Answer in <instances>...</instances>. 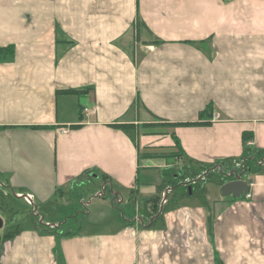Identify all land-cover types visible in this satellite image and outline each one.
I'll return each mask as SVG.
<instances>
[{"label":"crops","instance_id":"crops-1","mask_svg":"<svg viewBox=\"0 0 264 264\" xmlns=\"http://www.w3.org/2000/svg\"><path fill=\"white\" fill-rule=\"evenodd\" d=\"M7 48L0 197L34 213L50 203L73 210L66 192L82 201L78 190L98 180L96 196L108 192L119 215L100 230L46 222L55 233L14 216L2 226L0 264H264L263 164L240 179L248 197H209L198 182L201 196L171 203L162 190L156 215L149 202L175 162L200 178L242 155L264 159V0H0Z\"/></svg>","mask_w":264,"mask_h":264},{"label":"rangeland","instance_id":"rangeland-1","mask_svg":"<svg viewBox=\"0 0 264 264\" xmlns=\"http://www.w3.org/2000/svg\"><path fill=\"white\" fill-rule=\"evenodd\" d=\"M82 104V102H81ZM76 115H78V110L76 111ZM181 128L184 127V125H178V126H173V129L175 128ZM173 129H163V127H157L155 130H157L156 132H161V133H165V134H170L171 132H173ZM150 132H154V129H149ZM142 135V131H140L139 133V137ZM139 139H136V143L139 145V147H141L140 142L138 141ZM251 140V139H250ZM249 141V140H248ZM247 141V142H248ZM245 142V144L247 143ZM244 144V145H245ZM246 147V146H245ZM141 153H142V149H141ZM174 154L177 155V152H172ZM173 158V157H171ZM142 160V159H141ZM174 160V159H173ZM142 162V161H141ZM172 163H174V161H172ZM264 165V159H261L260 157H256L255 155H250L247 154L246 156H244L243 158H240L238 160H236L235 162H232L230 165H232V167L230 168H219L218 172H212L211 176L209 177V180L207 182V195L209 197H213V196H218L220 194V189L218 188V185L224 184L227 181L233 179L235 180L234 176H239L240 179L242 178H247L249 177L250 173L252 171H258L260 169H262L260 165ZM181 163L179 162H175L171 168L172 171H178L180 168ZM213 168V167H211ZM170 170V171H171ZM170 171L168 173H170ZM204 171V169L202 168L200 170ZM201 178H204V175H201ZM202 181V180H201ZM202 183V182H201ZM100 182L97 181H90V183L88 184H84L83 187L80 188V190H78L81 195H82V201H78L77 200V192L75 193L74 191L70 190L69 192H66V195L64 197V201L65 202H69L70 203V207L73 208L69 210V208H64L62 206H60L58 208L57 211H55V206H53L52 203L47 204L44 206V213H42V210H40L39 205H37V212H33V206H25L21 201L16 200L11 196L5 197L4 199L0 197V202H1V206L2 205H10L7 206L8 209L5 208L0 209L2 210L0 213L1 215V220L3 221V227L5 228V226L8 224V222H11L13 220V218H15L14 216L17 215H21L24 217L25 220H32L34 221L37 225H39V227H44L46 228L48 231H50L51 233H55L57 231V229L55 230L54 228H52V230L49 227H46V222H50V224H56L58 222H61L63 225L61 226V229H67L68 226L71 225V223H73V229L75 227L78 226V224H83L81 226H90L89 228H92L93 230H100L104 227H108L111 225V223L115 224L116 222V218L118 217L119 213V207L117 204H114L113 207L115 208V210L110 206V200L112 199L111 195L106 192V196L103 200V198L101 197H97L95 194V191H97L100 189ZM167 189H169L170 191H168L166 193V198H167V202L171 203L174 200L177 199V196L180 195H184L186 194L187 191L192 190L193 194L197 195V196H201V194L203 192H201V187L199 186V183L197 181H182L179 183H176L175 185H170L169 187H167ZM205 197V196H203ZM164 197H162V195L160 194L159 200H155V202L158 204L159 209L164 207L165 202L163 201ZM101 201H106V203L104 205L101 206H90L89 205L86 207L83 203L87 204V203H95V204H101ZM12 205V206H11ZM78 210L82 211L84 214L87 213V211L91 210V213L89 215H87V220L85 221L82 217H80L78 220H73L71 218V215H73L75 212H77ZM81 216V215H80ZM141 218L143 217V215H140ZM144 219V218H143ZM84 220V222H83ZM65 221V223H64ZM92 223L93 226L91 225H87L84 223ZM45 225V226H44ZM0 229V233H2V231L4 230V228ZM87 229V227H83V230Z\"/></svg>","mask_w":264,"mask_h":264},{"label":"trees","instance_id":"trees-1","mask_svg":"<svg viewBox=\"0 0 264 264\" xmlns=\"http://www.w3.org/2000/svg\"><path fill=\"white\" fill-rule=\"evenodd\" d=\"M9 52V48L7 49H0V56H4V54L8 53ZM61 93H64V94H73V93H77L78 91H75V90H67V91H60ZM187 124H191V123H174L173 126H178V125H187ZM117 128L123 130L124 133L127 134V136L129 138H131L132 140L134 139V134L132 135V132H131V125H124V124H118L116 125ZM251 139V136L250 135H247V134H243V137H242V141H243V144H245V142H247L248 140ZM176 143H178L177 141H175ZM156 154V153H155ZM155 154H147L145 156H147L148 158H157L158 155H155ZM244 155L241 156V158H243ZM170 170H168L169 172ZM167 171H165L163 173V178H162V181L160 183V185L157 187V193L160 194L162 192V190H165L167 189V187H169L170 185H175L176 183H179V182H182L185 180V176H189L190 179L189 180H197V182H202L201 184L205 183V182H208L209 180V177L211 176L212 174V171H204L203 172V177L202 178L203 180L201 181L200 178H197V174L195 172H191L190 169H188V167H182L180 170L178 171H170V173H168ZM188 177V178H189ZM201 192H203V189L201 188ZM188 194V191L186 192V195ZM193 194V193H192ZM150 201L149 202H152V211L154 212V215H156L158 213V211L160 210L159 209V206L158 204L155 202V200H157L156 197L154 198H151L149 199Z\"/></svg>","mask_w":264,"mask_h":264},{"label":"water","instance_id":"water-1","mask_svg":"<svg viewBox=\"0 0 264 264\" xmlns=\"http://www.w3.org/2000/svg\"><path fill=\"white\" fill-rule=\"evenodd\" d=\"M235 180L228 181L220 186V193L224 197L231 196L232 198H239L249 191L247 184L240 180L239 176H234ZM190 193V190H189ZM3 226V221L0 218V229Z\"/></svg>","mask_w":264,"mask_h":264},{"label":"built area","instance_id":"built-area-1","mask_svg":"<svg viewBox=\"0 0 264 264\" xmlns=\"http://www.w3.org/2000/svg\"><path fill=\"white\" fill-rule=\"evenodd\" d=\"M83 111V113L85 114V115H90V114H93V111H91V110H88V109H83L82 110ZM217 120H219V115H217V114H215V115H213L212 116V118H211V121H217ZM252 140H249L246 144H245V146L247 147V148H250V147H252ZM201 180H203L202 178H201ZM246 196L248 197V194H246ZM21 198L25 201V203L27 204V205H33V196L32 195H22L21 196Z\"/></svg>","mask_w":264,"mask_h":264}]
</instances>
